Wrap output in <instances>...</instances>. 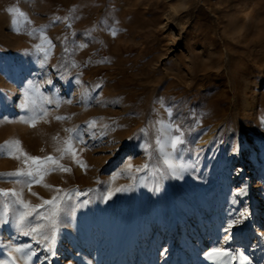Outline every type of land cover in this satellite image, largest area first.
<instances>
[{
	"label": "rangeland",
	"instance_id": "rangeland-1",
	"mask_svg": "<svg viewBox=\"0 0 264 264\" xmlns=\"http://www.w3.org/2000/svg\"><path fill=\"white\" fill-rule=\"evenodd\" d=\"M159 120L183 132L168 158ZM69 137L86 167L68 154L70 172L45 175L41 161L37 196L23 190L33 205L56 194L43 184L70 195L54 254L0 206V259L31 243L33 264H213L214 247L264 264V0H0V146L55 158ZM23 159L0 147V173Z\"/></svg>",
	"mask_w": 264,
	"mask_h": 264
},
{
	"label": "snow or ice",
	"instance_id": "snow-or-ice-1",
	"mask_svg": "<svg viewBox=\"0 0 264 264\" xmlns=\"http://www.w3.org/2000/svg\"><path fill=\"white\" fill-rule=\"evenodd\" d=\"M9 13H13L14 18L12 23L14 26L18 24L19 19H24L26 22L30 23L27 18L26 13L21 11L18 7H9L7 9ZM71 27V25H68ZM18 30V29H17ZM41 41L43 42L40 45H36L37 49L44 51L46 53L45 58H47V50L43 47V44H47L48 48L54 47L51 41L48 40L46 35L41 32L40 36ZM67 39V38H65ZM80 48L86 47V45H79ZM67 52L68 49L65 48ZM169 117H171V109H167ZM47 115V113H43ZM56 119H64V117H56ZM23 122L28 123L30 127L36 126V117H32L28 120H24ZM157 131L159 135L157 136V145L158 152L162 157L168 158L171 157L173 153L179 150V146L185 143L183 139V132L180 130L178 125H175L171 122L165 123L163 120L157 121ZM90 127L95 126V121L90 122ZM72 131V130H67ZM173 132L178 134H173ZM54 140H58V137H54ZM79 139V137H77ZM62 147H57L56 152L60 153L59 157H53L52 155H48L46 157H33L28 156L23 150L20 148V141L13 140L10 142H6L3 147L7 149V155L20 160L21 156L24 157L22 164L23 167L10 172L0 173V178H15L12 182L15 185L19 186V190L17 188L13 189H0V197H2V210L3 214L7 216L9 209H12L15 222L17 227L19 228V234L25 237H30L31 240L37 244L42 246L43 250L46 252H53L55 246V240L57 236V229L59 227V218L62 212L65 211V208L62 205H66L67 200L70 199V195L68 192L63 189L56 188L53 185L43 184V187L52 189L56 194L51 197V199H43L42 203L33 205L31 201L26 200L24 198V188H27L29 193L32 196H37V193L32 192L31 188L33 184L42 183L44 180V175H40L42 169L41 161L51 162V168L43 169L44 174H50L53 171L60 172H70L71 168L65 166L60 163V160L64 158L65 155L71 154L73 160L79 164L81 167H86L81 161L76 159V150L72 144V137L64 139L62 142ZM166 147L170 148L171 151H166ZM16 152H20L21 155H16ZM151 159V155L149 156ZM28 161H32L34 165H36L35 169L28 167ZM148 164L137 168V171L148 168ZM171 167V165H169ZM132 166L129 164L128 168ZM183 167L182 165L180 166ZM127 171V169H125ZM23 178V179H20ZM116 177L114 176L113 179ZM120 188H117L116 191H120ZM81 193L77 192L76 195H80ZM112 193L110 192L109 195ZM50 206L47 211H41L45 206ZM233 227V223L229 222L227 227L224 228V232L228 233L230 229ZM225 240L228 239L227 236L224 237ZM9 249L6 258L0 259V264H33V258L37 257V250L33 248L31 243H24L19 245H13L9 243L6 245ZM54 254V252H53ZM205 256L213 261V264H228L229 260L235 259L236 256L233 255L232 252L223 249L214 247L210 251L205 253ZM239 259L241 264L247 260V257L242 253L239 254Z\"/></svg>",
	"mask_w": 264,
	"mask_h": 264
},
{
	"label": "bare ground",
	"instance_id": "bare-ground-1",
	"mask_svg": "<svg viewBox=\"0 0 264 264\" xmlns=\"http://www.w3.org/2000/svg\"><path fill=\"white\" fill-rule=\"evenodd\" d=\"M208 137H209V136H208ZM210 137H211V136H210ZM208 139H209V138H207V140H208ZM205 140H206V139H205ZM258 204H259V202L255 203V205H258ZM178 221H179V223H182L180 218L178 219Z\"/></svg>",
	"mask_w": 264,
	"mask_h": 264
},
{
	"label": "built area",
	"instance_id": "built-area-1",
	"mask_svg": "<svg viewBox=\"0 0 264 264\" xmlns=\"http://www.w3.org/2000/svg\"><path fill=\"white\" fill-rule=\"evenodd\" d=\"M216 0H214V2H215Z\"/></svg>",
	"mask_w": 264,
	"mask_h": 264
}]
</instances>
